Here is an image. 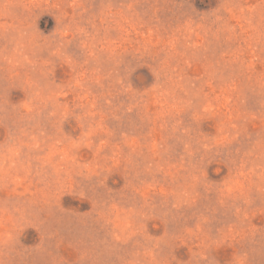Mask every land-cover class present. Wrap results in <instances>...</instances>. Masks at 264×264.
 Returning a JSON list of instances; mask_svg holds the SVG:
<instances>
[{
    "label": "rangeland",
    "instance_id": "obj_1",
    "mask_svg": "<svg viewBox=\"0 0 264 264\" xmlns=\"http://www.w3.org/2000/svg\"><path fill=\"white\" fill-rule=\"evenodd\" d=\"M0 264H264V0H0Z\"/></svg>",
    "mask_w": 264,
    "mask_h": 264
}]
</instances>
